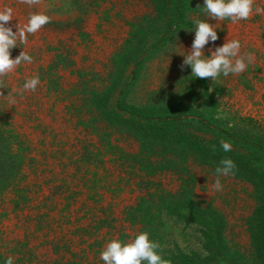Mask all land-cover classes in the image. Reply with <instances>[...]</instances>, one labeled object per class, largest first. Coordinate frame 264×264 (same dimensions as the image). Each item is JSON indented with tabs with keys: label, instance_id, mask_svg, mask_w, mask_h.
<instances>
[{
	"label": "rangeland",
	"instance_id": "obj_1",
	"mask_svg": "<svg viewBox=\"0 0 264 264\" xmlns=\"http://www.w3.org/2000/svg\"><path fill=\"white\" fill-rule=\"evenodd\" d=\"M203 5L184 0L180 27L170 35L172 0H41L31 8L0 0V8L14 10L6 26L33 12L50 17L26 45L10 49L13 59L24 49L32 63L0 77V264L9 255L14 264H104L107 242L139 232H148L171 264H264V226L253 241L264 216L256 175L221 176L223 190L213 191L216 168L186 150L189 138L215 145L210 135L147 125L114 105L141 58L127 106L210 113L218 124L264 141V12H255L264 0H254L249 19L236 23L208 17ZM195 20L217 31L206 56L226 38L240 41L241 55H253L243 73L212 80L195 78L190 66L180 70ZM34 75L36 91H13ZM8 92L15 104L5 99ZM232 150L264 176L262 156Z\"/></svg>",
	"mask_w": 264,
	"mask_h": 264
},
{
	"label": "clouds",
	"instance_id": "obj_2",
	"mask_svg": "<svg viewBox=\"0 0 264 264\" xmlns=\"http://www.w3.org/2000/svg\"><path fill=\"white\" fill-rule=\"evenodd\" d=\"M19 3L34 7L41 3V0H19ZM254 0H204L203 10L208 17L217 21L229 19L232 23L240 20H247L253 13ZM197 7H200L199 5ZM14 10L11 7L0 8V77L11 73L21 63H32L33 57L24 49L13 59L10 49L18 47L20 44H27L28 35L35 34L44 25L50 22V17L44 12L30 13L26 21L21 24L6 26L14 18ZM256 13L264 12V9L255 8ZM195 36L191 44V49L186 52L182 63L179 65L181 71L186 66H190L191 75L195 78L217 79L220 75L227 77L229 74L243 73L247 65L254 59L253 55L246 53L241 55V44L238 39L226 38L222 46L209 49L210 55L204 54L206 44L215 42L218 39L214 25L202 21H194ZM13 27L17 30L14 32ZM40 84L38 75L27 78L20 89H14L20 95L25 91H36ZM0 88H3V81H0ZM0 95H3L0 92ZM4 96V95H3ZM5 99L9 104H15L16 99L11 92H8ZM220 146L225 153L232 150V144L221 138ZM235 162L224 157L220 160L219 166L215 169L216 179L212 184L213 191H222L223 185L220 177L234 176L236 170ZM159 244L149 238L148 232H139L126 242L119 239H112L106 243L100 252V259L104 264H171L170 260L162 258L157 249ZM5 264H14V257L9 255L5 259Z\"/></svg>",
	"mask_w": 264,
	"mask_h": 264
},
{
	"label": "trees",
	"instance_id": "obj_3",
	"mask_svg": "<svg viewBox=\"0 0 264 264\" xmlns=\"http://www.w3.org/2000/svg\"><path fill=\"white\" fill-rule=\"evenodd\" d=\"M184 0H172V23L173 28L170 35L180 27L184 15ZM168 35L165 34L160 37L150 48L149 52L159 51L164 43L167 41ZM142 59H138L129 76L121 85L115 100V107L122 113L128 115L132 119L144 122L147 125H160V126H184L194 129L203 134H208L213 138L215 145L210 143L206 137L189 138L186 139L187 152L196 161L210 165L211 167L219 166V162L224 157L231 158L236 164V175H256L255 183L257 184V198L260 202L261 211L264 210V176L261 172L254 168V163L244 160L242 155L234 154V151L225 153L220 146V139L223 138L230 142L233 147L246 150L249 153L260 155L264 158V141L252 138L248 135L236 132L233 129L220 125L215 122L210 113H200L194 111H166V112H146L140 109L132 108L126 105L125 99L130 92L132 85L136 82L139 73ZM108 118V115H105ZM250 171V172H249ZM254 173V174H252ZM264 224L258 221V224L253 226V241L257 243L259 228ZM258 244V243H257Z\"/></svg>",
	"mask_w": 264,
	"mask_h": 264
}]
</instances>
